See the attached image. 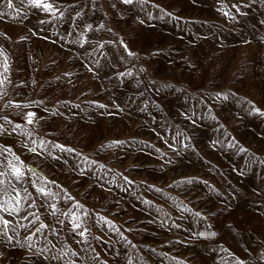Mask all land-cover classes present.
I'll return each instance as SVG.
<instances>
[{
	"label": "rangeland",
	"instance_id": "rangeland-1",
	"mask_svg": "<svg viewBox=\"0 0 264 264\" xmlns=\"http://www.w3.org/2000/svg\"><path fill=\"white\" fill-rule=\"evenodd\" d=\"M8 5L0 264H264V0Z\"/></svg>",
	"mask_w": 264,
	"mask_h": 264
},
{
	"label": "snow or ice",
	"instance_id": "snow-or-ice-1",
	"mask_svg": "<svg viewBox=\"0 0 264 264\" xmlns=\"http://www.w3.org/2000/svg\"><path fill=\"white\" fill-rule=\"evenodd\" d=\"M126 2H131V0H126ZM39 3V0H37V4ZM9 7H11V0H9V5H8ZM44 7L45 8H50L51 6L50 5H44ZM227 14V13H226ZM5 70H6V68H5ZM30 116L32 115V114H29ZM13 172L17 175V177H19V175L21 174L20 173V170L18 169V168H14L13 169ZM39 191H41V192H43L44 190L43 189H39ZM0 219H2V218H0ZM3 223L5 224V225H7V221H3ZM42 227H43V225H42Z\"/></svg>",
	"mask_w": 264,
	"mask_h": 264
},
{
	"label": "water",
	"instance_id": "water-1",
	"mask_svg": "<svg viewBox=\"0 0 264 264\" xmlns=\"http://www.w3.org/2000/svg\"><path fill=\"white\" fill-rule=\"evenodd\" d=\"M28 167L34 172H37V173H39V174H41L43 176L46 175L42 170H40L39 168H37L36 166H34L32 164H29Z\"/></svg>",
	"mask_w": 264,
	"mask_h": 264
}]
</instances>
